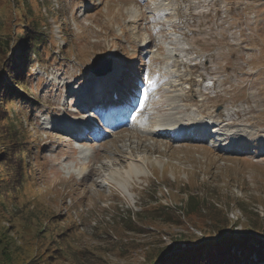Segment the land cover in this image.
Wrapping results in <instances>:
<instances>
[{"label": "rangeland", "instance_id": "obj_1", "mask_svg": "<svg viewBox=\"0 0 264 264\" xmlns=\"http://www.w3.org/2000/svg\"><path fill=\"white\" fill-rule=\"evenodd\" d=\"M118 68L161 76L144 122L99 146L67 134L61 122L94 118L78 105L86 86ZM190 114L230 132L211 145L155 133ZM5 135L0 264H151L179 235L222 244V219L240 244L209 264H264V0H0Z\"/></svg>", "mask_w": 264, "mask_h": 264}, {"label": "trees", "instance_id": "obj_2", "mask_svg": "<svg viewBox=\"0 0 264 264\" xmlns=\"http://www.w3.org/2000/svg\"><path fill=\"white\" fill-rule=\"evenodd\" d=\"M30 14H27L25 16H21L22 19H26L27 17H29ZM32 23V22H31ZM36 24H30L31 28H35ZM27 37H30V35H28ZM32 38V37H30ZM44 42L43 38H36L33 41V45H35V47L40 48L42 46V43ZM21 45H24V42L21 41L20 42ZM38 51V50H37ZM37 54H40V52H37ZM27 65V64H25ZM8 124L10 126H12V120H8ZM7 139V135L0 137V139ZM0 146L4 147L1 151L0 154L3 153V151L5 152H9L8 151V142H3V144H1ZM24 151H27L25 148L23 149ZM7 154V153H5ZM3 156L2 158L4 159V154L1 155ZM0 173L1 169H0ZM1 182L5 183V176L1 174ZM5 187L6 186H0V198L3 197V193H5ZM9 190V188H7ZM165 211H167V219L165 220L166 223H172L174 225L177 224H182L183 221L180 219V217L177 215V213L174 211V209H170L168 210L167 208H164ZM212 213V212H211ZM216 219V217H214L212 215V219ZM222 223L220 225H217L220 221H217L215 224H212L213 226V232H217L218 234H221L217 239L220 241L219 243H222L220 245L217 242L214 243H208V242H201V240H203V236H201L200 238H195V240L192 241L191 238H181L179 235L178 239H174L173 241H169L168 246L163 247L162 250H160L159 253L155 254L151 260H153L151 262V264H209V261L211 258L214 257H219L221 256L224 261L229 262L234 256V254L232 253L231 248H233V246L235 244H240V242L238 243H234L232 245V243L235 240L229 239L231 237L232 234L229 235V233H231L232 227L230 226L229 222L225 219H222ZM252 222H250L251 224ZM249 223H247V227L250 229V231H252L253 229H257L259 230V221L253 222L252 225H254V227L252 225H250ZM142 230V229H141ZM140 230V231H141ZM43 231V230H39V233ZM139 231V230H138ZM247 237H252V236H247ZM232 238V237H231ZM250 240V239H248ZM197 242H201L198 243ZM189 245V244H196L194 245V247H186L185 249H182L180 251L174 252L171 255H166V251H168L170 249L171 246H175V245ZM260 244V243H258ZM247 248V247H244ZM216 260V258H214V261ZM0 263H3V260H0Z\"/></svg>", "mask_w": 264, "mask_h": 264}, {"label": "bare ground", "instance_id": "obj_3", "mask_svg": "<svg viewBox=\"0 0 264 264\" xmlns=\"http://www.w3.org/2000/svg\"><path fill=\"white\" fill-rule=\"evenodd\" d=\"M126 68H127V70L129 69L128 67H126ZM128 73L131 74L130 77H127V74ZM106 76H108V75H106ZM106 76H104V77H106ZM100 79L99 78H95V79H93L92 82H90L86 86L88 88V90L83 95L89 96L91 102L96 101L97 98H104L105 99V97H108V100H111V96H113L114 94L117 97H121L123 95L124 91L126 90L125 87H127L128 89H132L134 87L135 82H137V79H138V72L136 70V71H133V72H125V73H123V71H121V69L118 68L116 70V73H114V75L112 77L113 80L110 79V80H107V81L99 82V84H98V81ZM109 84H113V85L112 86H109ZM83 101H84V103H83L84 104V106H83L84 111L85 112L90 111V107H89L87 101H85V100H83ZM80 104L81 103L79 102L78 105L80 106ZM127 110H128V108L126 107L124 109V112H127L128 113ZM197 112H198V110H197ZM124 115H126V113L125 114L122 113V116H124ZM209 116L210 115H207V117H209ZM204 117H206V116H198L197 118H199V119H196V117H194L193 115L191 116V114H190V116L187 118L186 121L185 120H178L177 121V122L180 121V123H178V124H181L182 125V124H185V123H189L192 120L191 118H193V121L198 122L199 127L197 129L190 128V127H192L193 123H195V122H193L192 124H190V127H184V125L183 126H178V124H177L178 127H175L174 129L173 128H170V126H172V124H171V122L169 123L170 119H168L167 117H164V122L161 121V120H159V121L155 122L154 125H155V127H161V126L167 125L170 130L173 129L172 132L174 134H180L181 136L183 135V137H185V136L187 137V134L184 131H187L189 133L192 132L191 134H193L192 137L194 139H197L198 138L196 132L199 131L201 133V136L200 137L201 138H205L207 136L214 135V133L212 132L213 129H209L210 126L203 119ZM209 119L212 120L211 121V125H215L216 126V124H217L216 127L218 129L216 131L218 132L219 135H221L223 132L221 133L220 128L222 127L221 129H224L225 123H223L219 118H218L219 120L215 121L216 124H215V122L213 121L212 118H209ZM89 125L92 126V122L89 121ZM60 126H62L61 128L64 129L67 132V134L76 133L77 132L78 135H79L80 132H81L82 135L80 136V140L81 139H83V140H89V138H90L89 136H86L88 134H86V135L83 134V132L80 131L76 127L75 128H71V126L66 125L65 122H61ZM201 128H202V131L199 130ZM227 128H229V126ZM160 130H161L160 128L157 129V131H160ZM224 131H225V129H224ZM227 132L229 133L230 131H227ZM227 132H224V134H226ZM225 136H228V135H225ZM219 146H223V145L220 144ZM226 147H227V145H226ZM221 149H224V148H221Z\"/></svg>", "mask_w": 264, "mask_h": 264}, {"label": "water", "instance_id": "obj_4", "mask_svg": "<svg viewBox=\"0 0 264 264\" xmlns=\"http://www.w3.org/2000/svg\"><path fill=\"white\" fill-rule=\"evenodd\" d=\"M104 62H107L108 63L109 61H107L105 59H100L98 62L94 61L93 62V65H92V69L94 70V72L101 74V72L103 70V64H104ZM220 235L221 234H218L216 236V238H218ZM211 238L212 237H204L203 240H201V242H204V241H207V240H211ZM201 242H197V244L198 243H201ZM191 245H196V244H189V245L182 244V245L171 246L170 249L168 251H166L165 256L166 255H171L172 253L177 252V251H180L182 249H185L186 247L191 246Z\"/></svg>", "mask_w": 264, "mask_h": 264}]
</instances>
